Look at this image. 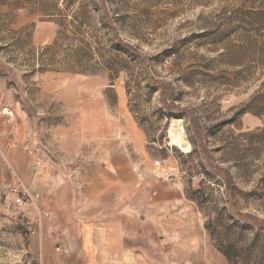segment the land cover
Masks as SVG:
<instances>
[{"label": "rangeland", "instance_id": "1", "mask_svg": "<svg viewBox=\"0 0 264 264\" xmlns=\"http://www.w3.org/2000/svg\"><path fill=\"white\" fill-rule=\"evenodd\" d=\"M0 114L47 177L0 159V264H91L72 200L104 195L103 151L123 264H264V0H0Z\"/></svg>", "mask_w": 264, "mask_h": 264}, {"label": "crops", "instance_id": "2", "mask_svg": "<svg viewBox=\"0 0 264 264\" xmlns=\"http://www.w3.org/2000/svg\"><path fill=\"white\" fill-rule=\"evenodd\" d=\"M114 132L115 130L111 131V136H115ZM108 139H110V136L104 137L101 143H106ZM121 155L120 153L107 155L106 151L99 154L98 162L100 163L96 167V171L107 176L109 172L114 171L111 172L114 175L108 177L111 182H106L103 185L104 188L106 187L104 195L89 194L90 196H88L86 202L79 197H74L72 200L79 218L87 224L82 231L79 230L78 234L71 238L75 240L83 235L85 240L83 253L91 256V264H123V255H134L138 251L137 247L123 245L124 227L121 201H119V206L115 207L112 216L110 215L112 211H107L108 208L101 204V201L105 204V200L101 198L107 196L106 192L114 189L112 185L115 187L119 183V187H123L122 181H112L113 176L118 175L121 179L122 172L130 169L124 167ZM0 159L2 165L9 171L10 186L22 190L43 189V186H45L44 181L47 180V177H45L46 174L42 164L37 163L38 159L33 151V144L30 142L26 124L8 116L2 118V114H0ZM172 191H174L173 188ZM109 197H111L110 194ZM115 198H117V195H115ZM166 200L179 203L182 201V193L176 190L175 193L168 196L164 191L158 190L153 198L155 202ZM114 201L116 202V199ZM128 217H132L131 212ZM130 220H133V217ZM111 240H113V243ZM145 253L147 254L148 251Z\"/></svg>", "mask_w": 264, "mask_h": 264}, {"label": "built area", "instance_id": "3", "mask_svg": "<svg viewBox=\"0 0 264 264\" xmlns=\"http://www.w3.org/2000/svg\"><path fill=\"white\" fill-rule=\"evenodd\" d=\"M17 202H19V203H23V201H22V199L19 197V198H17Z\"/></svg>", "mask_w": 264, "mask_h": 264}]
</instances>
